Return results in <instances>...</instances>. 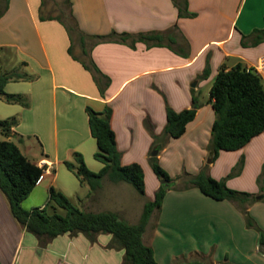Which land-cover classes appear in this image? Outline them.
Segmentation results:
<instances>
[{"label": "crops", "instance_id": "0c3cea01", "mask_svg": "<svg viewBox=\"0 0 264 264\" xmlns=\"http://www.w3.org/2000/svg\"><path fill=\"white\" fill-rule=\"evenodd\" d=\"M54 1L59 13L47 7L49 3L43 7L42 0H0V10L8 4L0 16V58L11 56V62L21 65L22 74L32 77L5 87L9 94L26 96L30 107L0 100V117L19 118L12 140L17 139L21 151L22 145L27 149L26 139L38 142V153L31 161L46 170L36 189L50 191L74 152L83 155L90 170L102 169L103 164L94 158L96 141L91 136L86 107L102 111L109 105L121 162L142 166L146 196L142 202L133 201L135 206L119 205L123 202L114 194L127 191L130 195L131 187L104 178L82 210L111 211L129 224H137L145 203L154 199L160 187L151 174L149 157L154 138L146 123L153 126L154 135L162 136L167 106L180 112L192 108L196 98L199 108L195 120L182 137L168 140L158 154L159 161L179 145L196 151L199 158L196 165L187 168L189 175L209 165L211 177L226 179L229 188L252 194L255 199L246 210L254 226L248 225L247 217L233 201L213 200L195 187L174 188L167 192L161 211L152 215L144 243L153 249L158 264L191 260L197 253L213 264H264V245H260L264 179L259 182L264 170V133L244 148L221 151L215 161L207 162L215 113L210 98L206 101L203 95L206 86L210 94L222 65L228 69L238 64L253 67L264 81V42L242 45L243 36L264 28V0H188L189 12L196 14L193 18H180L175 0H69L89 55L83 56L78 39V54L73 50L78 60L69 54V47L72 44L74 49L75 44L64 25L56 19L40 18L41 14L56 17L66 8L65 0ZM113 32H156L165 35V42L162 46L139 40L96 43L92 38ZM85 58L110 78L103 95L81 62ZM2 62L1 70L8 71L9 63ZM206 69L208 75L203 78ZM86 153H92L94 161ZM241 159L244 164L238 171ZM233 171L236 174L229 178ZM84 186L90 190L89 185ZM111 239V235L102 234L91 243L83 234H64L40 248L37 238L15 220L0 191V264H123L124 250L107 248Z\"/></svg>", "mask_w": 264, "mask_h": 264}, {"label": "trees", "instance_id": "16d2710c", "mask_svg": "<svg viewBox=\"0 0 264 264\" xmlns=\"http://www.w3.org/2000/svg\"><path fill=\"white\" fill-rule=\"evenodd\" d=\"M51 0H42V6H46ZM65 9L61 14L53 17L41 14V20L56 19L61 22L67 30L71 42L75 35L78 36L82 46L84 57H88V51L84 44V34L79 29L70 9V1L65 0ZM179 8V16L196 17L195 13L188 10V0H175ZM8 4L0 10L2 16L7 10ZM41 6V7H42ZM67 18L69 22H67ZM96 43L116 41L127 42L132 40L143 41L149 45L162 46L165 42V35L161 33H149L131 35L127 33L117 34L113 32L108 36H94ZM174 42H176L174 40ZM264 42V28L255 30L249 37L243 36L242 45L244 47L257 46ZM69 54L75 59L73 46L69 47ZM81 61L97 84L101 95L110 84V78L103 75L95 64L87 59ZM208 75L206 69L201 77ZM17 72L2 71L0 68V100L7 104L19 105L29 108L28 98L22 94H9L5 92L8 83L23 79H31ZM210 100L215 113V120L211 129V142L209 145V158L215 161L221 151H237L244 148L251 140L264 133V81L262 75L253 67L238 64L228 69L222 65L214 82L210 88ZM199 104L194 98V105L190 109L176 112L167 106V123L162 136L153 133V126L148 121L147 127L153 135L154 143L152 151L159 152L166 146L169 139L182 137L189 123L195 120ZM91 136L97 144V151L94 158L103 164L100 171L94 172L88 168L84 157L79 152L73 153L74 161H66L65 166L73 172L79 182L90 187V194L97 190L104 178H108L113 183L125 182L132 185L137 192L145 197V174L139 163L123 165L121 162L122 152L119 150L116 135L111 126L113 109L106 105L102 111H96L92 107H86ZM19 124V118L14 116L0 120V133L5 137L0 140V191L5 197L11 213L18 224L32 233L39 242L40 248H45L55 238L70 234L76 236L83 234L91 243H96L98 236L109 234L112 236L108 249L124 250L123 264H158L154 251L144 243L143 237L147 230L152 215L161 211L163 201L167 192L177 188L178 183L171 179L168 173L161 167L157 156L149 157V163L160 180L167 181L166 185H161L156 191L154 199L147 201L143 213L137 224H129L121 219L116 213L86 212L72 204L67 196L57 191L54 186L50 188L49 200L44 207L32 208L30 210L23 207V202L36 189L46 168L39 167L29 160L19 146L12 140L13 129ZM244 164L241 159L237 165L240 171ZM236 174L235 171L228 177ZM264 179V170L259 182ZM183 184L179 186L181 190L191 187L198 188L200 192L216 201L230 200L237 204L247 217L250 227L254 226L250 218L246 205L255 197L246 192H240L228 187L226 179L217 180L210 176L209 165H205L198 174L187 175ZM56 207L64 210L65 214L51 212ZM260 245H264V233L260 235ZM173 264H213L211 260L202 255L196 254L191 260L177 261Z\"/></svg>", "mask_w": 264, "mask_h": 264}, {"label": "rangeland", "instance_id": "374dc122", "mask_svg": "<svg viewBox=\"0 0 264 264\" xmlns=\"http://www.w3.org/2000/svg\"><path fill=\"white\" fill-rule=\"evenodd\" d=\"M48 6L52 9H54L56 11V13H59V7H57L56 2L53 1H49L48 2ZM62 10V9H61ZM184 18V17H181ZM67 22H69V19L67 18ZM74 52L78 54L79 50L76 46V44H78V37L75 35L74 37ZM3 61V62H2ZM12 58L10 57H5L4 58H0V64L2 63H9L7 64V69L9 72H17L19 73V71L21 72V74L23 73L21 71V65L18 64L16 65L15 61L11 62ZM18 66V67H17ZM17 67L18 69H15ZM13 68V69H12ZM13 87V85L15 84H11ZM207 86L203 89V95L206 101L209 100L210 98V94H208L207 92ZM7 89V88H6ZM6 119V118H5ZM0 120L1 119L0 117ZM5 137L0 133V140H4ZM13 141L18 144L17 139H13ZM95 144V150L97 151V144L96 142H94ZM25 145L27 146V149H25L22 147V152L24 153V155L29 159V160H35V156L38 153V142L36 139H32V140H25ZM154 151H152L153 153ZM88 154V158L90 160H93V156L92 153H86ZM199 158V155L196 153V151H193L190 147H188L187 145H179L176 148H174L173 150H171L168 154L165 155V158L163 161H159L161 167L168 173V175L171 177V179H173L174 181H176V183H178V186L176 188V191L178 188H180L179 186H181V184H183V181L185 179V177H187V175L189 174L188 169L187 168H191L194 165L197 164V160ZM71 162L74 161L73 156H70L69 159ZM210 160V158L208 157L207 162ZM94 161V160H93ZM86 163V162H85ZM87 165V164H86ZM151 166V165H150ZM151 169V174L153 175L154 179L158 180L159 182V186L161 185H166L165 180H160L154 173L152 167H150ZM147 181H148V186L150 188V186L152 187L150 181V177L147 176ZM167 182V181H166ZM129 187H131L130 189H132L130 195L127 193L123 194H119V193H115L114 196L116 198H119L120 201L122 200L123 203H119V205H128L131 206L134 205L133 201L135 203V201L139 200V201H143L142 198L143 196H141L137 190L130 184H128ZM55 189L57 191L62 192L65 196H67L69 198V200L72 202L73 205H75L76 207L80 208L81 210L84 207V203L86 201H90V199L92 198L91 194H90V190L82 185L78 178L75 176V174L73 172H70L67 168H62L60 174H59V178L58 181L56 183V185L54 186ZM49 200V191L47 193H45V191H39L38 189H35L33 191V193H31V195L23 202V207L25 209H32V208H39L40 206H45L47 204ZM137 205V204H136ZM135 206V205H134ZM51 212H57L58 214L64 215L65 212L64 210H62L59 207H56V209H51Z\"/></svg>", "mask_w": 264, "mask_h": 264}, {"label": "water", "instance_id": "95a60500", "mask_svg": "<svg viewBox=\"0 0 264 264\" xmlns=\"http://www.w3.org/2000/svg\"><path fill=\"white\" fill-rule=\"evenodd\" d=\"M159 154V151L158 150H155L153 153H152V156H157ZM210 162V161H208ZM165 183L167 184V182L165 181Z\"/></svg>", "mask_w": 264, "mask_h": 264}, {"label": "built area", "instance_id": "2783aa9c", "mask_svg": "<svg viewBox=\"0 0 264 264\" xmlns=\"http://www.w3.org/2000/svg\"><path fill=\"white\" fill-rule=\"evenodd\" d=\"M42 178H43V176L41 177L40 181L42 180ZM40 181H39V182H40Z\"/></svg>", "mask_w": 264, "mask_h": 264}]
</instances>
